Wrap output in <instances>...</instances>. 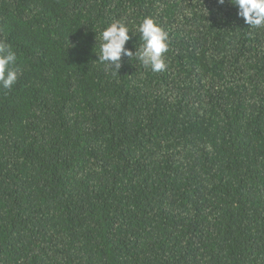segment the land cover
Masks as SVG:
<instances>
[{
	"label": "trees",
	"instance_id": "trees-1",
	"mask_svg": "<svg viewBox=\"0 0 264 264\" xmlns=\"http://www.w3.org/2000/svg\"><path fill=\"white\" fill-rule=\"evenodd\" d=\"M147 16L166 70L98 61ZM0 41V264H264V27L227 0H0Z\"/></svg>",
	"mask_w": 264,
	"mask_h": 264
},
{
	"label": "clouds",
	"instance_id": "clouds-1",
	"mask_svg": "<svg viewBox=\"0 0 264 264\" xmlns=\"http://www.w3.org/2000/svg\"><path fill=\"white\" fill-rule=\"evenodd\" d=\"M226 0H218L223 5ZM237 8V15L253 28L264 27V0H227ZM207 10V9H206ZM208 11V10H207ZM186 15H191L186 10ZM139 33L135 51L126 44ZM132 34V36L129 35ZM97 40V38H96ZM169 51V33L151 16L144 17L133 28L124 20L112 22L100 31L98 61L119 72L122 58L133 57L145 68L162 72L168 67L165 54ZM22 74L18 55L12 46L0 41V89L10 90Z\"/></svg>",
	"mask_w": 264,
	"mask_h": 264
}]
</instances>
